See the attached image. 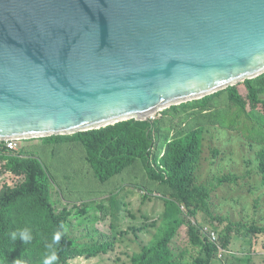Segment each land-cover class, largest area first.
Wrapping results in <instances>:
<instances>
[{
    "label": "trees",
    "instance_id": "16d2710c",
    "mask_svg": "<svg viewBox=\"0 0 264 264\" xmlns=\"http://www.w3.org/2000/svg\"><path fill=\"white\" fill-rule=\"evenodd\" d=\"M160 115L16 150L1 142L0 264H43L53 254L52 264H264V76ZM73 145L75 157L44 165L49 149ZM236 145L246 157H220ZM53 190L82 214L100 210L109 234L74 241L72 211H56ZM23 229L31 241H13Z\"/></svg>",
    "mask_w": 264,
    "mask_h": 264
},
{
    "label": "water",
    "instance_id": "95a60500",
    "mask_svg": "<svg viewBox=\"0 0 264 264\" xmlns=\"http://www.w3.org/2000/svg\"><path fill=\"white\" fill-rule=\"evenodd\" d=\"M264 76V0H0V142L68 137Z\"/></svg>",
    "mask_w": 264,
    "mask_h": 264
},
{
    "label": "rangeland",
    "instance_id": "374dc122",
    "mask_svg": "<svg viewBox=\"0 0 264 264\" xmlns=\"http://www.w3.org/2000/svg\"><path fill=\"white\" fill-rule=\"evenodd\" d=\"M241 90L244 93L243 87L241 88ZM165 111H163V112H165ZM160 114L155 115V118H159L161 116ZM23 142H25V141H23ZM221 152L223 153L220 156L221 158H222V156L224 158H228L231 155V157H233V159H234L233 163H235V162H239L242 158L246 157L248 150L246 147H240V146L236 145L235 147L231 148L230 150L222 147ZM61 154H70L72 157H75V146L74 145L71 146L69 148L68 152H67L66 147H56L54 150L49 149L47 151L45 157L43 158L44 165L54 164L55 161L57 160V157ZM205 155L206 156L210 155V152L206 151ZM228 168L229 167L226 166L225 169H228ZM211 169H212L211 165H208L203 169L201 175H205V178H203L201 180L202 184H205L209 180L210 174H211V172H210ZM113 185L116 186L118 184L114 183V184L105 185L104 187H102V189L105 191L109 190L113 187ZM52 198H53V201L56 203L55 208H56V211L58 213L61 212L62 209H64V208H68L72 211V217L70 218V220L72 222V226L68 232H69V235L74 239V241H76V242L83 241V240L91 241V240L97 238L100 234H106V235L109 234V219L107 218L105 221H103V220H100V219L95 217V216L100 215V210L97 209L96 211H93V210L87 209L82 214L81 210H80V208H82V207L74 208L73 206L62 202L60 200V197L58 195L57 190H53ZM245 211H246L245 215H248L247 214L248 209H246ZM233 215L235 216V218L239 219V213L238 212H234ZM184 243H185V235L183 234L180 238H178L174 242L173 246L178 249Z\"/></svg>",
    "mask_w": 264,
    "mask_h": 264
},
{
    "label": "clouds",
    "instance_id": "9594fccd",
    "mask_svg": "<svg viewBox=\"0 0 264 264\" xmlns=\"http://www.w3.org/2000/svg\"><path fill=\"white\" fill-rule=\"evenodd\" d=\"M155 119H156V118H155ZM155 119H154V120H155ZM12 140L18 141L19 144H20V142H23V141H21L20 139H12ZM12 140H9V141H12ZM9 141H5V142H3V143L9 142ZM25 141H27V140H25ZM28 141H29V140H28ZM0 143H1V142H0ZM18 238H19V240L22 241L24 244H27V243H29V242L31 241L32 236H31L30 231H29L28 229L20 230L19 233H17V232H12V233H11V239H12L13 241L17 240ZM59 238H60V237H59L58 234L54 235V237H53V242H54V243H58ZM53 259H55L54 254H53V256H52L51 258L46 257V258L44 259V261H43V264H52ZM14 264H18V261H17V262H14Z\"/></svg>",
    "mask_w": 264,
    "mask_h": 264
},
{
    "label": "built area",
    "instance_id": "2783aa9c",
    "mask_svg": "<svg viewBox=\"0 0 264 264\" xmlns=\"http://www.w3.org/2000/svg\"><path fill=\"white\" fill-rule=\"evenodd\" d=\"M6 144L9 147V149H11V150H16L18 145H19L18 141H15V140L6 142Z\"/></svg>",
    "mask_w": 264,
    "mask_h": 264
}]
</instances>
